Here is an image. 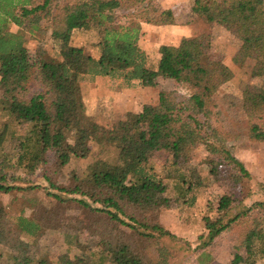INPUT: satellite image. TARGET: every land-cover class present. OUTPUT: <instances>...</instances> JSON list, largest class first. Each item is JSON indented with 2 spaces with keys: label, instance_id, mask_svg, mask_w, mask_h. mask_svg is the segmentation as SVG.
I'll return each mask as SVG.
<instances>
[{
  "label": "trees",
  "instance_id": "obj_1",
  "mask_svg": "<svg viewBox=\"0 0 264 264\" xmlns=\"http://www.w3.org/2000/svg\"><path fill=\"white\" fill-rule=\"evenodd\" d=\"M152 1L0 0V245L11 251L12 264H165L164 241H177L160 222L161 211L172 205L165 196L169 181L185 201L212 182L224 192L216 216L204 219L202 249L243 223L231 264L264 259V184L260 200L243 204L234 197L232 190L252 176L219 142L214 126L218 95L233 71L211 57L208 35L161 46L153 62L139 43L142 22L173 24V13L158 12ZM192 11L242 42L236 63L263 80L259 89L243 88V110L250 134L264 139V0H222ZM91 30L97 31L98 57L75 44L77 32ZM29 40L43 45L36 63ZM88 77L120 80L129 88L170 79L183 84L186 95L162 91L140 121L88 126L82 89ZM196 141L212 145L208 164L195 163L188 153ZM91 144L115 147L117 161L98 158L68 185H57L55 177L74 157H90ZM40 170L46 187L21 184L20 174ZM34 191L43 196H31ZM64 223L69 232L58 250L38 252L37 242ZM86 235L99 236L103 250L87 252Z\"/></svg>",
  "mask_w": 264,
  "mask_h": 264
},
{
  "label": "rangeland",
  "instance_id": "obj_2",
  "mask_svg": "<svg viewBox=\"0 0 264 264\" xmlns=\"http://www.w3.org/2000/svg\"><path fill=\"white\" fill-rule=\"evenodd\" d=\"M220 1L222 0H153L151 6L158 12L171 11L173 13V24L155 25L142 22L139 43L149 58L155 62L160 57L161 46H178L184 38L202 35L212 38L211 57L222 61L234 74L231 83L225 86L218 95L214 126L221 135L219 142L233 150L235 156L252 176V179L244 180L232 190L235 198L242 200L243 204H250L262 199L259 186L264 184V139L257 138L249 132V120L243 110L242 91L244 87L261 88L263 80L250 75L249 65L241 67L236 63L235 57L242 45L238 38L223 27L199 18L192 11L194 6L214 5ZM124 13L125 11L120 12V14ZM97 43L96 30L75 34V44L85 47L95 57H98V51L95 48ZM27 46L30 61L36 63L39 61L43 45L29 40ZM82 89L87 106L86 125L97 123L107 128L113 127L118 122L140 121L144 107L158 104L159 94L162 91L186 95L183 84L164 78H159L153 88H144L139 85L129 88L120 80L88 77L83 81ZM22 130L25 133L26 127L23 126ZM68 136L69 142L74 143V136L71 133H68ZM211 147L210 144L196 141L189 147L188 153L195 163H205L211 155ZM117 157L118 151L115 147L101 149L97 144H91L90 157L85 160L74 157L64 168L62 174L55 177V182L59 186H66L77 172L86 169L98 158L115 163ZM1 163L3 164L2 160H0ZM157 170L161 171V166L158 165ZM20 176L23 178L21 184L32 182L42 187L47 186L42 170L35 175L20 174ZM167 184L168 190L165 196L171 198L172 205L161 211L160 222L177 237V241H164L162 247L166 252L165 264H231L234 254L238 251L236 247L241 242L245 224L235 223L210 246L202 249V244L208 234L204 219L216 216L224 192L212 182L207 188H201L198 192L191 194L194 196V201H185L186 199L178 196L172 181ZM191 195L190 198H192ZM31 196L41 197L43 194L34 191ZM7 200L8 197L5 201ZM68 214L80 216L77 211H71ZM68 232L67 224L64 223L60 232L46 233L37 242V251L40 252L47 248L56 252L58 247L64 243ZM82 241L89 253L103 250L99 236L86 235ZM0 264H12L11 251L2 245H0ZM258 264H264V259Z\"/></svg>",
  "mask_w": 264,
  "mask_h": 264
},
{
  "label": "crops",
  "instance_id": "obj_3",
  "mask_svg": "<svg viewBox=\"0 0 264 264\" xmlns=\"http://www.w3.org/2000/svg\"><path fill=\"white\" fill-rule=\"evenodd\" d=\"M167 46H169V45H167ZM171 46H176V45H171Z\"/></svg>",
  "mask_w": 264,
  "mask_h": 264
}]
</instances>
